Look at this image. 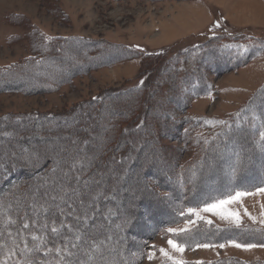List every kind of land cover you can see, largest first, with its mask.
<instances>
[{
  "label": "rangeland",
  "instance_id": "374dc122",
  "mask_svg": "<svg viewBox=\"0 0 264 264\" xmlns=\"http://www.w3.org/2000/svg\"><path fill=\"white\" fill-rule=\"evenodd\" d=\"M263 87L264 0H0V261L264 264ZM62 189L96 197L81 240ZM238 191L239 226L188 212Z\"/></svg>",
  "mask_w": 264,
  "mask_h": 264
},
{
  "label": "snow or ice",
  "instance_id": "6c2138e0",
  "mask_svg": "<svg viewBox=\"0 0 264 264\" xmlns=\"http://www.w3.org/2000/svg\"><path fill=\"white\" fill-rule=\"evenodd\" d=\"M219 25H216V27H218ZM143 83V81L141 82ZM260 137L261 140L264 141V132L260 133ZM261 150L264 151V144H262L261 146ZM62 192V196L61 199H63L64 204L67 206V211L65 210L64 207H61L60 204H56L55 207L57 209H59V213L61 215H68L72 217V222L70 224H65L64 221H60L61 225H63L64 227H67L69 229V231H74L75 234V239L76 240H81V236L79 235L80 232H84L88 227V220L90 219V214L92 212H95L96 215L100 214V209H98L96 207V197L94 195H92L91 190L88 192H84L81 191L79 193H77V191L75 189H72L71 192H66L63 189L61 190ZM258 193H264V188H258L257 189ZM252 193H248V192H236L234 196H229L227 199L225 200H221L218 202H215L213 204H206L204 205L203 208L201 209H194V208H189L188 212L190 214H194L199 218V212L203 211V212H212L214 214H219L221 215L222 218H226V217H232L237 226H239V216L236 213H225L223 212V208L224 205L226 204H231L235 201H238L241 197L246 196V195H251ZM56 198L53 197V200H55ZM77 200L80 201V203L77 204ZM245 215H247V212L245 213ZM262 216H264V213L261 214ZM251 219V217H250ZM255 222V221H254ZM8 223H15V221H8ZM189 223H192V221H189ZM210 223V221H209ZM261 224H264V220H261ZM22 227L24 229H28L29 228V224L27 222H24L22 224ZM46 227V226H45ZM58 228L55 226L51 227V232L53 234H58ZM167 231L169 233H173L176 234V229L173 228H169L167 229ZM181 231H186V229H182ZM9 235H11V233H9ZM37 239H39L40 243H43L45 240V237L40 236L39 238L35 235L32 236V240L36 241ZM40 243L34 245L31 249H29L28 247H25L23 252L27 253V252H32V253H39L41 251L40 248ZM232 243V245L234 247L237 248H251V247H255V245H241L238 244L234 241L230 242ZM168 244L171 248H173L175 251L177 252H183L184 248L182 245L174 242L173 240L169 239L168 240ZM203 247L207 248V247H211V245H202ZM2 247V246H0ZM71 247L76 248L79 247L78 244L73 243L71 245ZM219 247L223 248L224 245H220ZM53 251V249L49 248L47 249V252L51 253ZM55 252L57 253L58 256L61 257V261H64V257H70L72 255V253L69 251L68 247L66 246L65 248L61 249L59 247L55 248ZM11 251L9 250V255H11ZM160 254L162 256H168L167 252L164 251V249H160ZM153 253H149L148 255V259H152ZM169 259H171V257H168ZM0 264H5V262L0 261ZM24 264H33L32 260H25ZM67 264H72V262L69 260L67 261Z\"/></svg>",
  "mask_w": 264,
  "mask_h": 264
},
{
  "label": "trees",
  "instance_id": "16d2710c",
  "mask_svg": "<svg viewBox=\"0 0 264 264\" xmlns=\"http://www.w3.org/2000/svg\"><path fill=\"white\" fill-rule=\"evenodd\" d=\"M217 22H219L218 20H217ZM217 22H214V23H217ZM224 36H227L226 35V33H223V32H217V31H215V30H213V29H209V35L207 36V42L208 43H205L204 45H202V47L204 48V50L205 51H203L204 53L206 52V55H208L207 53H209V55L212 53V50L215 48V49H219V51H221V52H223V53H226V54H228V52L226 51V48L224 47V48H220V47H218L214 42H215V40H218V38L220 37V38H223ZM214 41V42H213ZM64 45V42H62V41H60V43H58V44H50V45H52L53 47H54V49H55V47H56V50H57V52H59L60 50H59V48H60V45ZM52 47V48H53ZM62 48V47H61ZM128 49V48H127ZM59 50V51H58ZM129 50L130 51H134L133 53H136V52H138V53H143V54H145L146 56H148V57H152V56H155V57H157V56H159V55H161V54H163L164 52L163 51H158V52H155V53H146L147 51H146V49L145 48H141V47H136V46H133V48H129ZM214 51V50H213ZM211 52V53H210ZM247 52L250 54V50L248 49L247 50ZM230 54V53H229ZM245 54V53H244ZM249 54H247V55H249ZM243 56H246V55H243ZM243 56H240V57H242V58H244ZM247 57V56H246ZM249 60H251L252 59V57H249L248 58ZM238 60V59H237ZM237 60L236 59H234V60H232V61H230V62H232V63H230L231 65H233L232 67H241L242 65H244L245 63V61L244 62H242V64H236V62H237ZM170 62V61H169ZM240 63V62H239ZM200 69H201V67H200ZM8 72V71H7ZM195 75V74H194ZM193 79H194V82H193V85H194V88H199V82L197 81V77L196 76H194L193 77ZM143 81V83H144V79H142V80H140L139 82H138V85L139 86H142V84L143 83H141ZM141 88V87H140ZM200 89V88H199ZM262 98V100L264 99V87L263 88H260L254 95H252V102H251V104L250 105H252V106H254V108L256 109V106L254 105V104H256V103H258V101L260 100ZM252 109V108H251ZM260 111H258V113L257 114H260L259 113ZM37 119V118H36ZM226 129V128H225ZM224 132H228V131H226V130H223ZM209 145H212V143H208V144H205L204 146H209ZM13 172H14V169L12 170ZM179 217L181 218H184L185 216L184 215H179ZM43 255V254H42ZM15 259H17V264H24V261L25 260H32L33 261V264H36V262H38L39 261V264H42L41 262L42 261H40L39 259H33V257L31 256V258H30V255H29V257L28 258H25V259H23V260H18V258H16L15 257ZM242 262V261H241ZM11 264H14V263H11ZM57 264V263H56ZM176 264H183L182 262H177Z\"/></svg>",
  "mask_w": 264,
  "mask_h": 264
},
{
  "label": "crops",
  "instance_id": "0c3cea01",
  "mask_svg": "<svg viewBox=\"0 0 264 264\" xmlns=\"http://www.w3.org/2000/svg\"><path fill=\"white\" fill-rule=\"evenodd\" d=\"M241 71V70H240Z\"/></svg>",
  "mask_w": 264,
  "mask_h": 264
}]
</instances>
